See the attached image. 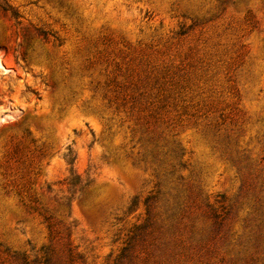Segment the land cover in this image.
<instances>
[{"label": "rangeland", "instance_id": "374dc122", "mask_svg": "<svg viewBox=\"0 0 264 264\" xmlns=\"http://www.w3.org/2000/svg\"><path fill=\"white\" fill-rule=\"evenodd\" d=\"M5 2L0 264H264V0Z\"/></svg>", "mask_w": 264, "mask_h": 264}, {"label": "trees", "instance_id": "16d2710c", "mask_svg": "<svg viewBox=\"0 0 264 264\" xmlns=\"http://www.w3.org/2000/svg\"><path fill=\"white\" fill-rule=\"evenodd\" d=\"M0 7L2 9H4V10L10 9L9 6L6 4L5 0H0ZM11 15L13 17H17L18 16L17 12L14 11V10H11ZM125 250H127V247H124L123 251L125 252ZM124 256H125V254L122 253L120 257H124Z\"/></svg>", "mask_w": 264, "mask_h": 264}]
</instances>
